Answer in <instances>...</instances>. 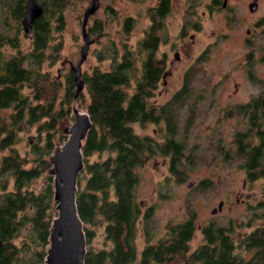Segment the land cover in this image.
Returning <instances> with one entry per match:
<instances>
[{
  "label": "trees",
  "instance_id": "trees-1",
  "mask_svg": "<svg viewBox=\"0 0 264 264\" xmlns=\"http://www.w3.org/2000/svg\"><path fill=\"white\" fill-rule=\"evenodd\" d=\"M25 2L0 0V5L20 25ZM39 2L43 14L34 21L31 50L18 51L3 60L0 50V185L4 191L0 199V264H44L49 228L56 215L53 181L48 174L49 156L56 147L54 135H63L59 129L64 121L60 120L69 116L68 105L73 102L72 72L64 90L65 98L60 101L67 107L56 110L59 84L48 83L41 71L53 28L51 22L58 24L66 0ZM162 7L156 8L158 14ZM97 29L95 25L90 28ZM157 29L151 27L145 38L149 61L142 70L135 63L136 51L125 48L120 55L114 50L108 70L95 68L82 75L89 95L84 108L92 123L82 146L84 167L78 175L76 194L86 238L84 264H264V225L238 239L233 238L232 232L227 233L230 226H202V243L191 250L196 225L194 213L187 210L184 221L168 223L164 237L152 241V206L143 209L137 200L138 168L150 159L167 157L170 174L182 181L187 176V163L194 159L186 149L185 131L192 120L185 121L184 134H179L177 112L191 95L190 78L186 76V84L166 103L151 101L161 75L154 57ZM1 45L17 47V36L0 31ZM60 46L59 41L52 49L58 51ZM55 61L52 59L51 63ZM261 84L259 94L237 106V112L247 117L248 126L235 132L234 148L224 152L226 160H241L240 167L250 181L264 177V81ZM24 88L34 91L33 95L26 94ZM77 98L83 99L81 93ZM134 123L143 128L146 124L157 126L156 135L136 133ZM35 125L40 141L41 132L46 135L41 145L32 143L30 156H22L15 148L19 132ZM38 179L41 185L37 189L34 182ZM10 180L13 184L8 190ZM97 227L103 229L104 247L100 249L91 246ZM139 229L145 244L138 256ZM239 247L252 255L246 258L237 252Z\"/></svg>",
  "mask_w": 264,
  "mask_h": 264
},
{
  "label": "rangeland",
  "instance_id": "rangeland-1",
  "mask_svg": "<svg viewBox=\"0 0 264 264\" xmlns=\"http://www.w3.org/2000/svg\"><path fill=\"white\" fill-rule=\"evenodd\" d=\"M205 1L200 0L202 5L193 9L199 29L188 30L185 36L190 53L188 51L182 54L183 59L176 63L172 73L166 77L165 83L160 81L155 100L151 98V101L164 103L175 91L178 92L183 87L184 72L188 71L186 75L187 79L190 78L191 95L177 112L179 134H184L185 121L188 118L192 120L188 131H185L188 135L186 149L190 151L192 157L194 156L193 162L186 165V178L178 181L169 172L167 157L150 159L138 168L139 181L136 186L137 200L142 208L152 206L153 242L164 237L168 223L184 221L188 215L187 210L194 213L196 230L190 241L191 250L202 243L201 227L210 219L218 226H230L233 229V237L264 225V177L246 181L245 171L240 167L241 160L232 158L226 160L224 156V152L234 148L235 132L245 130L248 126L247 117L237 112V106L251 100L263 87L261 82L264 81V0H257V8L253 12L248 8L252 0H227L226 8L215 7L210 12L208 8H204ZM90 2L91 0H66L58 24L53 20L51 22L53 28L46 48L47 57L42 62L41 71L48 83L55 81L59 84L56 110L67 107L60 101L65 98L64 90L68 86L70 65L75 64L79 58V49L83 44L81 36L83 12ZM155 3L156 0H100L98 10L90 16L87 23V27L90 28L97 22L100 24V30L90 35L95 38L99 34L97 40L95 38L96 42L90 45L88 56L82 64L83 75L90 74L95 68L108 70L114 50L120 55L126 46L135 45L142 37L144 29L151 23L147 8ZM187 8L185 0L172 2L171 11L164 21L163 41L157 55L165 53L168 59H172V45L178 39ZM127 16L134 18V27L129 34L122 31V22ZM4 20L7 25L4 24ZM248 29L254 32L249 42L246 41ZM0 31L9 33L12 37L17 36L18 46L13 49L5 45L6 55H13L18 51L26 53L31 49V40L23 32L21 24L17 25L11 18V13L2 5ZM190 34L194 37L190 38ZM59 41L61 46L58 51H54L52 47ZM207 47L208 50L204 51ZM204 53L206 55L203 57ZM99 56L104 58L100 59ZM52 59H56L55 63L52 62L54 64L51 63ZM139 65L140 62L136 61L137 68ZM133 84L134 82L131 87ZM24 92L32 95L34 93L28 88H24ZM48 95L51 97L50 93ZM81 95L83 99L77 98L76 104L85 110V103L89 99L86 84ZM69 104L70 114L60 120L64 121L61 126L73 121L72 102ZM132 126L140 135H156L154 128L157 126L153 124H146L144 128L136 123ZM161 127L160 134L163 136L164 123ZM45 135L42 131L40 141L36 125L20 131L15 148L22 156H30L32 143L37 142L41 145ZM29 136L33 137L31 144L28 141ZM65 140L66 136L58 132L53 138L56 146ZM94 158L95 156L90 159ZM2 182L0 178V183ZM12 184L10 180L8 190L12 188ZM34 185L38 189L41 179L36 180ZM3 193L0 185V199ZM219 202L223 203L222 208L213 215L211 210L217 208ZM102 231V227H97L96 235L91 242L92 248L104 247ZM144 244L139 229L136 237L138 256ZM237 252L246 258L252 255V252H245L240 247Z\"/></svg>",
  "mask_w": 264,
  "mask_h": 264
},
{
  "label": "water",
  "instance_id": "water-1",
  "mask_svg": "<svg viewBox=\"0 0 264 264\" xmlns=\"http://www.w3.org/2000/svg\"><path fill=\"white\" fill-rule=\"evenodd\" d=\"M226 0H224L225 2ZM99 6V0H91L85 8L81 23L83 44L79 49V58L70 65L73 72L75 88L71 113L73 121L60 127L59 132L66 136V140L57 145L49 156L50 168L48 174L53 181V201L56 215L52 218L44 264H84L86 253V238L83 222L79 217L76 194L78 189V175L83 170L84 162L82 146L91 128V120L86 110H82L76 100L84 87L82 79V64L86 60L89 47L93 43L87 31L89 17ZM256 3H251L249 9L256 10ZM43 14V8L37 0H27L21 25L24 33L32 37V24ZM32 136L28 137L31 144ZM190 186V183L188 184ZM2 239L0 237V248Z\"/></svg>",
  "mask_w": 264,
  "mask_h": 264
},
{
  "label": "flooded vegetation",
  "instance_id": "flooded-vegetation-1",
  "mask_svg": "<svg viewBox=\"0 0 264 264\" xmlns=\"http://www.w3.org/2000/svg\"><path fill=\"white\" fill-rule=\"evenodd\" d=\"M37 1L39 2V0H37ZM173 1L174 0H156V3L153 6L148 7L147 8V13H148L149 21L151 22L150 25L147 26L144 29L142 37L137 41V43H135V45H133V46H131V45L130 46H126V50L127 51H131V52L132 51H136V53H137V51L140 49V51H139L140 53H138V54H140V56H138L135 53L134 54V57H135V63H136V61H139L140 62L139 69L142 70V68L144 67V65L147 66V63L149 61V53H148V51L144 47L145 38L148 37L149 31H150L151 27H157L158 28L157 31H156V35L158 37V44H157V48H156L154 57L157 60V66L160 69L161 75H160V77H159V79H158V81L156 83L157 89L159 87L160 81H163V83H165L166 77L169 74L172 73V70H173L174 66L176 67V63L180 62L183 59L182 58V54H184V53H186L188 51L190 53V50L188 49L189 46H188V44L185 41V36H186V34H188V30L197 31L199 29V24L197 22V19L194 18L195 10H193V9H196L198 6L202 5V3L200 2V0H185L186 6L188 7L187 8L188 11H185L184 12L183 20H182V23H181V28H180L179 33H178L179 34L178 35V39H177V41L174 44L172 43L173 44L172 45V48H173L172 59H170V58L168 59V57H167V55L165 53H161V54L157 55V53L159 52V46L162 44V41H163L162 32H163V28H164V21L166 20L168 14L171 11V7H172V2ZM251 3H256V5L258 4L257 3V0H252L248 4V8H249V6H250ZM25 5H26V2H25ZM227 5H228L227 4V0L225 2H224V0H206L204 2V8H208L209 12H210L211 9H213L215 7L226 8ZM99 6H100V0H99ZM99 6H98V8H99ZM161 7H162V10H161V12L159 14L163 13L164 11L165 12H164V14L159 15L157 13V11H156V8H161ZM98 8L96 9V11L98 10ZM251 12H253V11H251ZM88 21H89V19H88ZM133 23H134V18L132 16L125 17L124 20H123V22H122V31L125 32V33H127V34H129L133 30V27H134V24ZM33 24H34V22H33ZM33 24H32V37H29L28 34L25 33L27 35V37L31 40V48H32V39H33ZM94 25L100 30V24H97V22H94ZM90 28L87 27V31H88L89 36L97 33V30L98 29L95 30V31H91ZM254 30H255V28H253V31ZM253 31L251 32L250 29L247 30V38H246V41L247 42L250 41V36L254 33ZM98 36H99V34L95 36L96 40H97ZM193 37H194V35L193 34H190V38H193ZM90 38L94 40L93 43L96 42L95 38H92V37H90ZM141 43H142V46L140 47V44ZM4 47H5V45L4 46L1 45V47H0V50L3 53L2 60L5 59V58L7 59L9 57V55H6V53L4 52ZM13 49H16V47H14ZM207 50H208V47L204 51H207ZM13 55H14V53H13ZM205 55H206V53L203 54V57ZM118 59L120 60V57H118ZM184 73H185L184 74L185 75L184 76L185 77L184 78V84H185V80H186V76H187L186 74L188 73V71H186ZM72 74H73V72H72ZM82 75H83V73H82ZM176 92L177 91H175L171 95V97L168 98L164 103H166L168 100H170ZM157 93L158 92L155 91V96H156ZM155 96H153L152 99L155 100V98H154ZM153 102L154 103H158V102H155V101H153ZM164 103H158V104H164ZM2 178L3 177H1V179ZM247 180L248 179H246V181ZM222 205H223V203L222 202H219L218 207L217 208H213L211 210V213L213 215H215V213L217 211L221 210ZM208 225L218 226V225H216L214 223V221L212 219H210L206 224H204V226H208ZM218 227H221V226H218ZM253 230H254V228L253 229H250L247 233H242V234L240 233L239 235H237L236 237L234 236L233 238L238 239V238L243 237L246 234L252 232ZM231 232L233 234V229H231L230 232L228 231L227 233L230 234Z\"/></svg>",
  "mask_w": 264,
  "mask_h": 264
}]
</instances>
